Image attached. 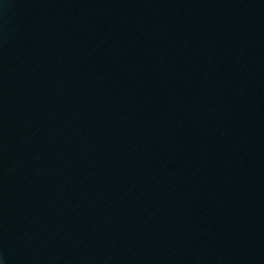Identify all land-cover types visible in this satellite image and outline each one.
<instances>
[{
    "label": "water",
    "instance_id": "water-1",
    "mask_svg": "<svg viewBox=\"0 0 264 264\" xmlns=\"http://www.w3.org/2000/svg\"><path fill=\"white\" fill-rule=\"evenodd\" d=\"M0 264H221L211 0H0Z\"/></svg>",
    "mask_w": 264,
    "mask_h": 264
}]
</instances>
